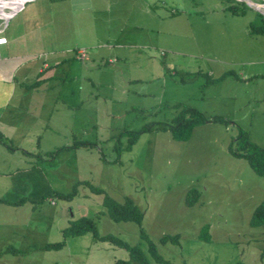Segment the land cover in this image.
Returning a JSON list of instances; mask_svg holds the SVG:
<instances>
[{"label":"rangeland","instance_id":"374dc122","mask_svg":"<svg viewBox=\"0 0 264 264\" xmlns=\"http://www.w3.org/2000/svg\"><path fill=\"white\" fill-rule=\"evenodd\" d=\"M235 5L245 14H232L228 7ZM15 6H5L2 14ZM263 23L264 0H34L9 20L0 19V35L19 40L0 48L2 56L70 49L66 55L82 58L59 69L65 87L41 97L44 109L28 117L27 127L36 125L37 115L46 122H37L30 143L1 136L0 264L129 259L125 249L91 233L64 238L63 230L81 218L94 220L100 236L140 247L150 264L161 263L149 242L170 264H264V226L251 225L264 202V178L230 152L232 143L235 149L241 145V134L264 150V122L246 111V95L240 105L223 100V108L217 99L224 73L231 72L240 88L235 78L254 73V65L236 70L227 60L238 51V34ZM228 48V58L213 55ZM253 102L264 112V100ZM178 104L231 123L197 127L187 142L154 131L131 151H115L123 132L172 121ZM74 139L96 147L52 156ZM74 191L70 200L55 195ZM106 198L132 200L145 215L142 225L114 222ZM206 227L209 241L202 239ZM175 236L178 244L162 243ZM58 243H64L59 250L45 249Z\"/></svg>","mask_w":264,"mask_h":264},{"label":"crops","instance_id":"0c3cea01","mask_svg":"<svg viewBox=\"0 0 264 264\" xmlns=\"http://www.w3.org/2000/svg\"><path fill=\"white\" fill-rule=\"evenodd\" d=\"M238 35L242 36V39L238 41L240 42L237 48L238 51L235 55H231V60H227V65L236 70L243 66L251 70V66L254 65L252 70L258 75L254 73L247 74V72L242 79L235 78L243 85L242 89L239 86H233L234 80L231 77V72L224 73L221 77L225 84L223 90L218 92L217 99L222 102L221 107L223 108V100L229 102L226 105L233 103L240 105L246 95L248 104L246 111L252 112L253 121L260 119L264 122L263 107L257 109L253 102V99L256 101L264 100V35L259 38L258 34L256 37V34L252 33L249 27ZM0 37L7 40L6 44L0 45V48L8 46L10 43L14 44L18 40L16 37L15 40V38L11 39L6 35H0ZM254 43H256L254 47L256 52L253 51ZM229 49H226L224 53L215 51L213 55L215 57H227ZM70 51L72 50L53 49L46 52L40 50L34 54L28 52L11 53V51H8V54L6 53L7 56L0 55V135H3L12 143H14L13 140L20 136L22 137V142L26 140L30 143L31 136L34 135L32 131L38 130L37 122L39 125L46 122L43 121L40 115L34 117V121H37L36 125L29 127L28 124L27 127L26 121L28 117L32 116L33 111L41 112L44 109V100L42 99L46 97L49 99L55 88L65 87L66 84L59 78L61 74L59 69L66 62L76 61L72 56L66 55ZM238 53L244 54V56L236 58ZM229 84L230 86H228ZM66 93L73 94L71 90L66 91ZM37 95L38 98L36 97ZM41 97L43 98L41 99ZM247 114L249 115V113ZM24 125L25 128H23ZM36 144L41 147L39 140H37ZM20 147L21 145L17 146L18 151H21V154L25 153V150L20 149Z\"/></svg>","mask_w":264,"mask_h":264},{"label":"trees","instance_id":"16d2710c","mask_svg":"<svg viewBox=\"0 0 264 264\" xmlns=\"http://www.w3.org/2000/svg\"><path fill=\"white\" fill-rule=\"evenodd\" d=\"M245 5V4H244ZM228 10L234 14H245L244 12H240L239 7L229 6ZM252 33L254 34H261L264 35V23L262 27H252ZM72 58L81 61L82 58L79 57L78 53L76 56H72ZM176 75V74H175ZM201 76V74H199ZM176 109H180L178 115L170 122H161V123H148L144 125L143 128L137 131H126L123 132L116 138L115 144V151L119 153L121 151H131L134 145L139 141L140 137L143 134L151 133L154 131H165L170 132L172 138L178 142H187L191 139L193 131L195 128L211 124V123H220L224 125H228L231 122L226 121L223 118H215L210 119L203 115L201 111L198 109L186 105V104H178L176 105ZM0 135V139H1ZM127 137V144L124 146L123 139ZM243 143H242V142ZM238 143H241L238 148L235 149L234 143L230 146V152L238 159L247 160L255 171V173L259 177L264 178V150L252 143L251 141L246 138L245 135H240ZM7 146V144H5ZM10 146V145H9ZM89 148V147H96L95 143L84 141V140H77L74 139L73 144L68 147H62L55 152H53L52 156L55 157L58 155L59 152L64 150H74L79 148ZM13 150V149H11ZM104 158V157H103ZM89 185V184H88ZM98 192V191H97ZM102 193V191H100ZM56 196L60 199L70 200L74 195L70 193L69 195H65L62 193L55 192ZM192 197H189V204L192 205L193 201L191 200ZM105 206L108 209V216L117 223L120 222H133L138 224L139 226L142 225L144 221V213L138 208L137 205L134 204L132 200H126L123 204L116 203L110 199L106 198ZM251 225L253 227H262L264 226V202L255 209ZM203 232L204 237L203 240L209 241V235L207 231V227L204 229ZM86 233H91L95 240H100L102 242L110 243L116 247L125 249L129 253L128 260H118L114 264H150L147 255L143 252V250L138 246H131L127 242L119 239L114 235H106L100 236L97 231V226L94 220L89 218H81L77 221L72 222L67 228L63 230L64 238L70 237H81ZM142 236L147 238L146 235L143 233ZM179 236L175 237H164L162 239V243L166 244L168 241H172L174 244H178ZM150 243V253L152 257L161 264H170L168 261H165L161 255H159L156 246L154 243ZM64 243L58 244H49L45 247L46 250H59L63 247Z\"/></svg>","mask_w":264,"mask_h":264},{"label":"bare ground","instance_id":"6f19581e","mask_svg":"<svg viewBox=\"0 0 264 264\" xmlns=\"http://www.w3.org/2000/svg\"><path fill=\"white\" fill-rule=\"evenodd\" d=\"M23 2H24V0H0V19L7 21L9 19V17H10L11 14H14V12L18 11V8L20 6H22V3ZM11 4L17 5V8L15 6V8H14V10H13V12L11 14H9V15H3L2 14V10H4V7L5 6H8V5H11ZM19 10H20V8H19Z\"/></svg>","mask_w":264,"mask_h":264},{"label":"water","instance_id":"95a60500","mask_svg":"<svg viewBox=\"0 0 264 264\" xmlns=\"http://www.w3.org/2000/svg\"><path fill=\"white\" fill-rule=\"evenodd\" d=\"M29 1H34V0H24V2L22 3V6H21V8H20V10H22L24 7H25V4L27 3V2H29ZM20 10H18V11H16V12H14V14L11 16V17H13L16 13H18ZM10 17V18H11ZM9 18V19H10ZM8 19V20H9Z\"/></svg>","mask_w":264,"mask_h":264},{"label":"built area","instance_id":"2783aa9c","mask_svg":"<svg viewBox=\"0 0 264 264\" xmlns=\"http://www.w3.org/2000/svg\"><path fill=\"white\" fill-rule=\"evenodd\" d=\"M6 39L5 38H3V37H0V45H4V44H6ZM86 52V51H85Z\"/></svg>","mask_w":264,"mask_h":264}]
</instances>
